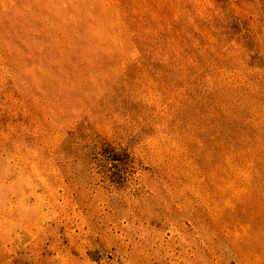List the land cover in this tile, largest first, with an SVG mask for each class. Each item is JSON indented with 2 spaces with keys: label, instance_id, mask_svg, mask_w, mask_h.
Masks as SVG:
<instances>
[{
  "label": "rangeland",
  "instance_id": "1",
  "mask_svg": "<svg viewBox=\"0 0 264 264\" xmlns=\"http://www.w3.org/2000/svg\"><path fill=\"white\" fill-rule=\"evenodd\" d=\"M0 264H264V0H0Z\"/></svg>",
  "mask_w": 264,
  "mask_h": 264
}]
</instances>
